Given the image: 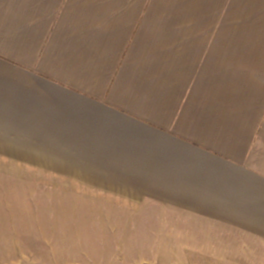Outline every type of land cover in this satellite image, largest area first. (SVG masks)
Returning a JSON list of instances; mask_svg holds the SVG:
<instances>
[{"label": "crops", "instance_id": "crops-1", "mask_svg": "<svg viewBox=\"0 0 264 264\" xmlns=\"http://www.w3.org/2000/svg\"><path fill=\"white\" fill-rule=\"evenodd\" d=\"M14 169L120 264H264V0H0Z\"/></svg>", "mask_w": 264, "mask_h": 264}, {"label": "rangeland", "instance_id": "rangeland-1", "mask_svg": "<svg viewBox=\"0 0 264 264\" xmlns=\"http://www.w3.org/2000/svg\"><path fill=\"white\" fill-rule=\"evenodd\" d=\"M21 175L0 170V264H120V219L70 217L52 186L22 184Z\"/></svg>", "mask_w": 264, "mask_h": 264}]
</instances>
